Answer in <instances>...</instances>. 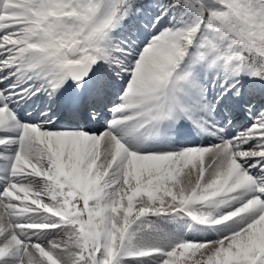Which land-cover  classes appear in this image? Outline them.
I'll list each match as a JSON object with an SVG mask.
<instances>
[{
	"label": "snow or ice",
	"instance_id": "obj_1",
	"mask_svg": "<svg viewBox=\"0 0 264 264\" xmlns=\"http://www.w3.org/2000/svg\"><path fill=\"white\" fill-rule=\"evenodd\" d=\"M0 264H264V0H0Z\"/></svg>",
	"mask_w": 264,
	"mask_h": 264
}]
</instances>
